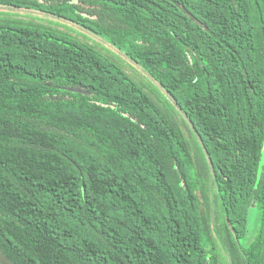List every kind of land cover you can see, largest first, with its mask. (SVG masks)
<instances>
[{
  "label": "trees",
  "instance_id": "16d2710c",
  "mask_svg": "<svg viewBox=\"0 0 264 264\" xmlns=\"http://www.w3.org/2000/svg\"><path fill=\"white\" fill-rule=\"evenodd\" d=\"M0 6L103 39L168 107L88 43L0 22L12 264H264V0Z\"/></svg>",
  "mask_w": 264,
  "mask_h": 264
},
{
  "label": "rangeland",
  "instance_id": "374dc122",
  "mask_svg": "<svg viewBox=\"0 0 264 264\" xmlns=\"http://www.w3.org/2000/svg\"><path fill=\"white\" fill-rule=\"evenodd\" d=\"M0 22L6 23L11 27L36 26L42 28L43 30L56 32L57 34L75 38L76 40L78 39L82 42L88 43L98 50L102 55L115 62L139 85H143L145 89L149 90L151 94H153L155 100H157L156 102H158L164 109H168V107L166 108V102L164 100L165 96H163V94H159L162 93L161 88L152 79H150L146 72L130 61L115 47L108 44L103 39L91 34L90 32L47 14L37 13L30 10L3 9L1 6ZM176 118L178 119L182 128L185 129L181 119L178 116Z\"/></svg>",
  "mask_w": 264,
  "mask_h": 264
},
{
  "label": "water",
  "instance_id": "95a60500",
  "mask_svg": "<svg viewBox=\"0 0 264 264\" xmlns=\"http://www.w3.org/2000/svg\"><path fill=\"white\" fill-rule=\"evenodd\" d=\"M209 161V159H208ZM0 264H12L0 251Z\"/></svg>",
  "mask_w": 264,
  "mask_h": 264
},
{
  "label": "flooded vegetation",
  "instance_id": "af4514ba",
  "mask_svg": "<svg viewBox=\"0 0 264 264\" xmlns=\"http://www.w3.org/2000/svg\"><path fill=\"white\" fill-rule=\"evenodd\" d=\"M244 240H245V242H248V241H249L248 238H247V239H244ZM220 260H221L222 264H223V262L225 261V260L223 259L222 255H221V257H220ZM223 260H224V261H223ZM225 263H227V262L225 261Z\"/></svg>",
  "mask_w": 264,
  "mask_h": 264
}]
</instances>
